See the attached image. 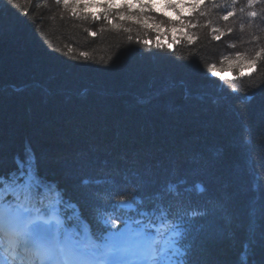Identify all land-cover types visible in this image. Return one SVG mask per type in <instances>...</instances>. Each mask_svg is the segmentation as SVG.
<instances>
[{
  "label": "trees",
  "instance_id": "trees-1",
  "mask_svg": "<svg viewBox=\"0 0 264 264\" xmlns=\"http://www.w3.org/2000/svg\"><path fill=\"white\" fill-rule=\"evenodd\" d=\"M189 1L195 27L164 45L153 36L174 25L147 8L133 23L108 1L0 0V173L30 157L44 184L89 204L88 173L112 172L126 193L128 167L150 165L153 181L175 164L213 187L212 215L188 236L192 264H264V0ZM224 72L234 79L210 75Z\"/></svg>",
  "mask_w": 264,
  "mask_h": 264
},
{
  "label": "snow or ice",
  "instance_id": "snow-or-ice-1",
  "mask_svg": "<svg viewBox=\"0 0 264 264\" xmlns=\"http://www.w3.org/2000/svg\"><path fill=\"white\" fill-rule=\"evenodd\" d=\"M62 2L66 8L92 6L81 5L80 0H56L57 4ZM254 3L248 0L249 7ZM137 4L141 14L150 7L141 0L122 3L118 7L129 10V15L117 13L119 19L142 23L131 13ZM98 6L115 5L110 2ZM166 6L179 8L173 0H166ZM90 15L100 19L96 13ZM233 15L228 12L222 18L227 21ZM249 15L255 17L257 13ZM103 19L109 20V15L104 13ZM137 42L151 45L150 40ZM195 187L203 192L199 185ZM97 198L107 202L97 209L98 234L82 221L78 208L41 181L30 157L18 160L16 170L0 173V264H192L188 236L194 218L205 212L193 207L176 182H166L154 196H142L137 187L124 194L98 193Z\"/></svg>",
  "mask_w": 264,
  "mask_h": 264
},
{
  "label": "rangeland",
  "instance_id": "rangeland-1",
  "mask_svg": "<svg viewBox=\"0 0 264 264\" xmlns=\"http://www.w3.org/2000/svg\"><path fill=\"white\" fill-rule=\"evenodd\" d=\"M83 4H89L92 5L88 7L91 11L96 10L97 4L101 2H114V5H120L121 2H135V0H80ZM173 2L179 4V8H170L166 6V0H141V3L150 5L147 9H151L153 13H156V15H162L164 21L166 23H172L174 25L173 27V34L171 37L168 35L167 31H162L155 33L154 31V40L157 43H161L164 45H170L171 44V39H174L176 36L186 34V31L188 29H193L195 27V19L198 15V13L193 14V9H194V1H189V0H173ZM113 6V7H115ZM138 6V5H137ZM135 8V7H134ZM194 25V26H192ZM197 25V24H196ZM202 28L199 29V31ZM203 30V29H202ZM198 30H194L195 33H200ZM186 36V35H185ZM173 37V38H172ZM184 37V36H183ZM241 74H246V68L241 69L239 71V75ZM216 75V74H215ZM238 75V76H239ZM219 76L220 78H227L230 75L228 73H223Z\"/></svg>",
  "mask_w": 264,
  "mask_h": 264
},
{
  "label": "water",
  "instance_id": "water-1",
  "mask_svg": "<svg viewBox=\"0 0 264 264\" xmlns=\"http://www.w3.org/2000/svg\"><path fill=\"white\" fill-rule=\"evenodd\" d=\"M83 92V91H82Z\"/></svg>",
  "mask_w": 264,
  "mask_h": 264
}]
</instances>
